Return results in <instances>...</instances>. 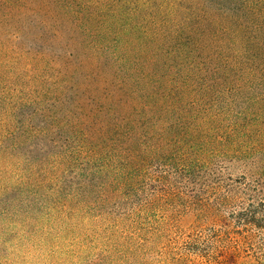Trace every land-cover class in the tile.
<instances>
[{
	"label": "trees",
	"instance_id": "16d2710c",
	"mask_svg": "<svg viewBox=\"0 0 264 264\" xmlns=\"http://www.w3.org/2000/svg\"><path fill=\"white\" fill-rule=\"evenodd\" d=\"M46 3L55 5L80 36L79 44L88 50L84 56L93 64L85 66L75 50L58 47L54 52L47 41L57 40L60 32L52 31L43 16L29 20L28 28L37 30L31 38L37 50L35 59L27 61L38 62L41 73L54 62L51 80L62 89H56L53 111L42 106L43 94L33 102L5 103L19 131L11 134L12 149H23L38 134L46 139L29 148L40 158L25 169L26 203L53 176L61 182L57 188L72 185L77 192L135 198L146 178L144 169L162 160L171 143L186 144L198 154L195 162L185 158L178 171L198 183L199 215L239 201V194L260 191L262 179L232 177L224 162L258 157V169H264V0ZM27 5L0 0V22L26 11L41 12V5L33 10ZM101 61L109 74L100 72ZM77 72L83 81L75 86ZM49 81L39 80L40 85ZM28 106L32 111L24 112L26 125L20 128L21 112ZM57 130L67 134L59 139ZM7 149L0 151L6 154ZM72 166L74 175L64 176Z\"/></svg>",
	"mask_w": 264,
	"mask_h": 264
},
{
	"label": "rangeland",
	"instance_id": "374dc122",
	"mask_svg": "<svg viewBox=\"0 0 264 264\" xmlns=\"http://www.w3.org/2000/svg\"><path fill=\"white\" fill-rule=\"evenodd\" d=\"M22 2L30 10L41 5V12L26 11L16 20L0 22V141L7 139L0 149L8 148L6 154L0 151V264H264V169H258V157L224 163L232 177L262 179L260 191L239 194V201L211 208L203 215L198 214V183L192 184L178 171L185 158L195 162L198 154L186 144L174 143L168 145L162 160L154 159L144 169L146 178L140 180L135 198H114L100 190L77 192L72 185L57 188L61 182L53 176L47 188L35 198L31 196V204L26 203L23 183L29 172L25 169L40 158L35 148H29L46 139H39L38 134L39 138L27 140L23 149H12L15 139L11 134L19 131L6 114L9 106L5 103L19 99L33 102L43 94L42 106L53 111L56 89H62L51 80L54 62L41 73L38 62L27 61L35 59L37 50L31 42L37 30L28 28L29 20L43 16L52 31L60 32L57 40L47 41L54 52L58 47L75 50L85 66L93 60L84 56L88 50L79 44L80 36L71 32L55 5L46 0ZM145 26L147 29L148 24ZM101 63L100 72L109 74L110 68ZM74 77L75 86L76 81H83L79 72ZM42 78L50 81L40 85ZM31 111L28 106L21 112L20 128L26 125L24 112ZM7 124L12 126L5 128ZM56 133L59 139L67 134ZM74 167L64 176L74 175Z\"/></svg>",
	"mask_w": 264,
	"mask_h": 264
}]
</instances>
